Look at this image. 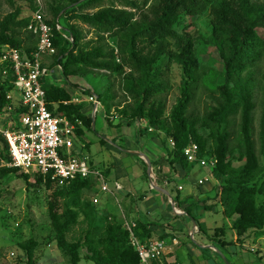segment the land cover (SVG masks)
<instances>
[{
	"label": "trees",
	"instance_id": "trees-1",
	"mask_svg": "<svg viewBox=\"0 0 264 264\" xmlns=\"http://www.w3.org/2000/svg\"><path fill=\"white\" fill-rule=\"evenodd\" d=\"M5 1L16 9L0 25V58L4 46L16 49L21 56H29L37 50L38 45V38L27 30L31 17L20 18L23 12L16 6V0ZM34 2L33 12L38 9L36 0ZM98 2L71 0L65 8H51L53 18L47 20V23L52 29L57 49L56 55L52 56L54 65L62 67L65 78L80 75L88 69L116 70L124 74V93L131 102L117 112L129 123L147 120V128L165 133L169 141L174 142V147L168 148L166 156L156 164L161 167L157 171L158 183L161 185H164L165 178L170 177L169 173L163 172L164 165H168L171 171H174V165L184 170L194 166L183 154L190 143L198 145L201 158L211 157L208 140L200 134L198 121L187 114L194 98L193 85L197 82L199 62L193 53V37L185 28H180L184 17H196L209 12L212 17L210 43L217 48L223 62L222 71L213 75L211 79L215 81L211 84L222 102L205 115L202 125L209 129V136L214 143L213 155L217 164L213 173L220 185L212 198L215 203L204 204L203 208L212 211L220 204L223 214L232 220L231 229L236 232L237 243L243 244L253 238L264 237V176L261 178L263 169L253 139L255 76L250 70L260 60L264 49V38L260 33L264 29V1L123 0L122 7L111 5L100 9L96 7ZM87 8L97 10L93 13L83 12ZM70 21L87 25L96 33L97 40L90 45L83 44L84 37L78 26L72 23L63 25V22ZM16 28L28 32L25 40L31 42V46H24L25 40L18 38ZM106 37L119 40L118 64L115 63L114 51L104 50ZM165 57L181 66L183 77L180 96L168 115L166 104L156 99L164 90V84L160 82L163 74L160 61ZM126 68L130 70L129 73L125 72ZM0 75V111L12 109L21 121L27 109L20 102L14 104L8 98L14 91L15 80L9 63H0ZM44 79L42 82L48 110L54 116L66 117L75 124L78 136L80 122L89 123L82 114V107L71 102L72 97L67 88L44 84ZM84 92L88 93L89 90ZM236 115L240 118L239 133L244 149L240 159L245 158V164L233 170L231 161L227 160L231 138L228 128L230 120ZM259 140L260 152L264 156V109ZM0 147L1 160L9 162L8 143L1 134ZM103 172L107 174V170ZM10 175L24 180L28 186H42L52 190L48 213L55 233L54 241L71 264H79L82 259L81 249L86 250L84 259L93 264H141L123 222L113 215L100 216L98 204L94 200L88 202L80 198L85 191L94 187L95 179L79 178L68 186L59 187L39 174H26L13 167H0V180ZM172 180L169 179L167 183ZM62 200H67V203L60 211ZM174 202L178 205L183 203L179 195L175 196ZM193 206V203H189L185 212L199 224L192 216ZM81 222L86 224L83 240L69 241L68 233ZM133 232L142 243H146L150 237L147 225L140 222L135 223ZM226 235L225 227H216L210 241L217 248H224L231 244L226 240ZM37 246V242L32 239L20 244L26 254L27 264H33ZM151 264H159V259L153 260Z\"/></svg>",
	"mask_w": 264,
	"mask_h": 264
},
{
	"label": "rangeland",
	"instance_id": "rangeland-1",
	"mask_svg": "<svg viewBox=\"0 0 264 264\" xmlns=\"http://www.w3.org/2000/svg\"><path fill=\"white\" fill-rule=\"evenodd\" d=\"M34 1L35 0H16V6L23 12L20 18L31 17L33 13V6L35 4ZM263 1L264 0H253V2L256 3H261ZM40 2L44 8L47 20H51L53 18L51 8H65L70 4L71 0H40ZM111 5H115L117 7L124 6L123 0H99L96 7H99L98 9H100ZM15 9L16 7H11L5 0H0V25L6 16L13 13ZM96 10L97 8H87L84 9L83 12L93 13ZM70 23L75 24L81 29L84 37L83 44L90 45L91 42H95L97 40L96 33L87 25L78 21H70L69 23L63 22V25H70ZM180 28H185V31L189 32L193 37V53L194 57L199 62V68L196 72L197 82L193 85L194 98L187 114L190 118L196 119L198 121V129L200 134L208 140V150L211 154L210 158H214L213 140L209 136V129L202 125L205 115L222 102L219 93L213 87V81L215 80L211 79L213 75L220 73L223 69L222 57L217 48L210 43V37L212 34V17L209 12L196 17H184L181 20ZM27 33L28 32L25 29L16 28V34L21 40H25V38H27ZM260 33L264 38V29H261ZM103 43L105 46V52L114 51L115 63H120V58L118 57L119 40L117 38L106 37V41ZM31 45V42L25 40V47ZM87 49L89 50L91 48L87 47ZM160 64V71L163 72L160 82L164 84V90L156 97V99L161 100L166 104L168 115L180 96L183 78L182 68L174 60H170L166 57L160 61ZM250 70L255 76L253 139L255 142L259 163L263 169L261 174V178H263L264 156L260 152L259 133L261 115L264 109V49L262 50V56L260 60L253 67H251ZM125 72L129 73L130 70L126 68ZM54 75L55 74L50 73L48 76H46L47 81L57 82ZM79 76L82 78V80L89 81V91H94L97 95L102 97L103 102L107 103L109 101L111 104L114 103L119 106H124L131 102V99L124 93V74L122 72L116 70L107 71L88 69ZM78 79L79 78L73 77L70 79V81L73 82ZM60 81L61 83L66 84L68 87L70 86L63 77L60 79ZM14 92L15 91L10 93V95L13 97L15 95V97L20 98V95ZM84 96L87 98L88 94H85ZM97 116V121L99 123L98 131L89 132L88 138L91 141L98 142V133H101V125L104 130L113 129L114 127L110 126L107 120L103 117L102 110H100ZM230 121L231 124L228 130L231 134V138L229 141V155L227 160L231 161L232 169L237 170L245 164V158L240 159L244 152L241 135L239 133L240 118L238 115H236ZM19 124H21V121L16 117L14 110L9 109L0 111V130H14L17 129L16 127L19 126ZM143 130L147 132L148 128H143ZM162 134L163 145L167 148L166 141L168 140V137L165 135V133L162 132ZM101 149L102 147L100 143L91 146L92 153H97ZM108 158L109 157L107 153L103 151L102 155L95 154L94 160L97 162H106ZM117 171L119 172V169ZM184 172L185 171L182 170L181 177H183ZM113 174L115 173L112 172L111 175L113 176ZM208 174V170L195 165L193 167H189V169L186 171L185 177L180 180L181 182H186L192 186L194 185L193 208H198L201 214L206 212L203 208V205H209V201L205 200V198L198 197L207 193L208 190L210 191L211 189L216 193L220 185L215 173H213L214 178L210 183L212 187L211 189L208 188V185L200 186L197 184L198 180L207 176ZM30 182L32 184L34 183L32 179ZM127 182H129V180H127ZM136 189H139V187H136ZM0 190V264H27L26 254L20 248V244L25 243L30 239L35 240L38 244L34 252L33 264H71L69 258L57 248L56 242L54 241L55 233L51 227V221L48 213V201L52 190H46L42 186H28L24 180L16 177L15 175H10L1 179ZM96 194L103 197L107 193L101 192L99 185L95 188H92L90 191H85L80 198L88 202H92ZM261 200L262 198L259 197V201ZM66 203L67 200H62L60 202V211L64 209ZM98 207V212L100 211L101 213H104L105 210L103 208L101 199L97 205V208ZM110 212L117 213L118 208L116 206L110 208ZM101 213H99L100 216ZM172 216L173 220L171 224L182 227L180 238H182V241L185 242V244L179 248L177 255L184 264H199V261L204 257L201 249V242L205 237L204 233L201 235H195V237L191 238L187 235V228H192L194 220L189 219L188 217H185L186 219H181V217L175 216L173 214ZM80 218H83L82 213L80 214ZM230 223L231 220L227 218L222 212H206L205 214V228L214 229L215 227H225L229 232L228 237L232 239L234 230L232 231L229 228ZM85 230L86 224L85 222H81L80 224L72 227L67 235V239L71 242L83 240ZM233 248L237 250L240 249L235 243H233ZM80 254L82 259L79 264H93L92 262L84 259L86 250L81 249ZM215 254L216 253L211 252V255ZM249 256H254V254L250 253Z\"/></svg>",
	"mask_w": 264,
	"mask_h": 264
},
{
	"label": "crops",
	"instance_id": "crops-1",
	"mask_svg": "<svg viewBox=\"0 0 264 264\" xmlns=\"http://www.w3.org/2000/svg\"><path fill=\"white\" fill-rule=\"evenodd\" d=\"M44 63L49 68L50 73L55 74L54 76L57 81L48 82L45 78L44 84L67 88L72 97L71 102L80 105L82 107V114L89 120L88 124L80 122V134L75 138L72 153L76 156H88L95 167L102 171L107 170V184L110 191L103 197L98 194L94 196V199L98 198L99 202L101 199L103 203L105 211L104 213L99 211V213L101 215L116 216L122 222L126 219L134 224L140 222L147 225L150 237L146 240V243L160 240L165 244L163 255L159 259V264H184L177 255L179 248L185 244L182 241L183 239L180 238L182 227L171 224L173 220L172 214L181 217V219L188 217L194 220L185 212L188 204L193 203L194 185L192 186L191 184L180 181L185 177L188 169L184 170L179 165H174V171H171L168 165H164L162 167L163 172L165 174L169 173V179L175 180L167 183L169 179L165 178V181L163 180L165 182L164 185L158 183L157 171L161 167L156 164L158 160L166 156L167 149L171 147L169 139L166 141V148L163 145L162 132L154 131L151 128H148L147 132L143 130V128H147L148 126L147 120L144 119L139 122L129 123L127 119L123 118L117 112V110L123 107L122 105L111 104L109 101L105 103L103 102V98L94 91L85 93L84 91L90 89L88 85L89 81L82 80L79 75L65 78L62 73V67L60 65H54L53 57H46ZM62 77L69 83V87L61 83L60 79ZM73 77L79 79L72 82L70 79ZM85 94H88L87 98H85ZM91 96L97 99L98 104L90 102L89 98ZM19 99L15 95L14 97L12 96L14 104L19 103ZM100 110L103 111V117L107 120L108 124L114 128L104 130L101 125V133H98L99 141H91L88 138V133L98 131L99 123L97 121V115ZM97 143H100L102 149L97 153H92L91 146ZM103 151L107 153L108 160L106 162L95 161V154L102 155ZM137 153L143 154V157L138 156ZM146 159L150 161L151 165L153 163L152 176L145 170ZM118 169L119 172L117 171ZM182 170L185 171L183 177H181ZM112 172L115 173L113 176L111 175ZM151 179L159 187L166 190L169 195L154 190L150 182ZM210 183L204 186L208 185V188L211 189ZM116 184L120 185V190L116 189ZM96 186H99V182L97 181L93 188ZM136 187H139V189H136ZM176 195L180 196L181 202L183 203L178 205L174 202ZM214 196L215 191L211 189L198 198H205L209 201V204H213L215 203L212 200ZM186 199L188 201L184 203ZM115 206L118 208V212H110V208ZM215 211L222 212L220 204L215 206L212 211L206 212L211 213ZM206 212L201 214L198 208H192V216L198 220L199 224L194 220L192 228H187V235L191 238L203 233L205 235L201 242L204 257L199 261V264H264V237L253 238L240 244L236 242L237 235L235 231L233 232V238L230 239L227 230L226 240L231 242V244L224 248H217L210 241V236L216 227L214 229L205 228ZM231 225L232 220L230 229ZM233 243L239 246L240 249H234ZM211 252L216 254L211 255ZM250 253L254 254V256H249Z\"/></svg>",
	"mask_w": 264,
	"mask_h": 264
},
{
	"label": "built area",
	"instance_id": "built-area-1",
	"mask_svg": "<svg viewBox=\"0 0 264 264\" xmlns=\"http://www.w3.org/2000/svg\"><path fill=\"white\" fill-rule=\"evenodd\" d=\"M36 4L38 9L32 13L27 30L38 38L37 50L29 56H21L16 49L4 46L0 58V63L10 64L15 76L14 91L20 95V104L27 109L18 129L0 130L8 143L7 154L10 158L9 162L0 158V167L39 174L59 187L68 186L79 178L95 179L99 182L101 192L108 193L110 190L104 172L95 167L88 156L72 153L77 136L76 125L66 117L54 116L47 108L42 80L50 71L44 59L56 55L57 49L40 0ZM57 28L60 29V26ZM8 98L12 99V96L9 94ZM89 100L97 103L93 96ZM171 146L174 147L173 141ZM183 154L190 164L208 170L209 174L198 180V185L204 186L213 180L216 158H201L195 143H190ZM116 189H121L119 184H116ZM94 203L98 204L99 199L95 198ZM123 225L129 232L131 244L137 250L141 264H151L153 260L160 259L165 249L163 241L142 243L134 235L133 222L124 219Z\"/></svg>",
	"mask_w": 264,
	"mask_h": 264
},
{
	"label": "water",
	"instance_id": "water-1",
	"mask_svg": "<svg viewBox=\"0 0 264 264\" xmlns=\"http://www.w3.org/2000/svg\"><path fill=\"white\" fill-rule=\"evenodd\" d=\"M0 85H1V75H0ZM137 155L140 156V157H143V154H141V153H137ZM146 165H147V172H148V174H150L152 176V165H151V163H150V161L148 159H146ZM150 182H151L152 188L154 190L159 191V192H162V193H165V194H168L167 191L164 190L163 188L159 187L154 180L151 179Z\"/></svg>",
	"mask_w": 264,
	"mask_h": 264
}]
</instances>
